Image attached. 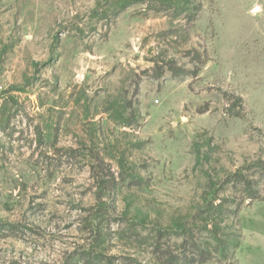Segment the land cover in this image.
Wrapping results in <instances>:
<instances>
[{
	"label": "rangeland",
	"instance_id": "rangeland-1",
	"mask_svg": "<svg viewBox=\"0 0 264 264\" xmlns=\"http://www.w3.org/2000/svg\"><path fill=\"white\" fill-rule=\"evenodd\" d=\"M183 234L264 264V0H0V264Z\"/></svg>",
	"mask_w": 264,
	"mask_h": 264
},
{
	"label": "trees",
	"instance_id": "trees-1",
	"mask_svg": "<svg viewBox=\"0 0 264 264\" xmlns=\"http://www.w3.org/2000/svg\"><path fill=\"white\" fill-rule=\"evenodd\" d=\"M122 9H123V6H122ZM121 12L122 11H119L118 13L114 14L115 18L119 16ZM245 190L249 194H251L252 192L251 188L248 185H246ZM251 198H253V196ZM210 233L212 235L214 243L217 246L216 250L218 254V252L221 249H225V242L222 241V239L217 235V233L214 230H211ZM159 235H162V232H160ZM192 241L193 240H191L189 236H186L185 234H183L181 246H183L185 249L181 250L180 252H176V251L173 252V251H170L171 248H169L168 246L166 249H164L160 245V242H161L160 236H158V241L154 246H155V252L160 253V257L158 261L159 264H205L213 259L211 255H209L210 258L205 257V254H209V253L203 250L200 246H196V249H195L193 245H191L193 244ZM191 248L193 249V251H191Z\"/></svg>",
	"mask_w": 264,
	"mask_h": 264
}]
</instances>
